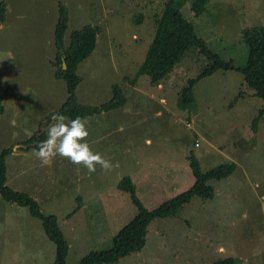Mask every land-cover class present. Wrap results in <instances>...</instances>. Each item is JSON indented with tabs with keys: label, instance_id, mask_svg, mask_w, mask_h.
Returning <instances> with one entry per match:
<instances>
[{
	"label": "rangeland",
	"instance_id": "1",
	"mask_svg": "<svg viewBox=\"0 0 264 264\" xmlns=\"http://www.w3.org/2000/svg\"><path fill=\"white\" fill-rule=\"evenodd\" d=\"M182 1V17L209 51L243 67L248 48L242 30L264 25V0H208L199 15L189 8L192 0ZM0 2L5 6L0 23V150L29 145L17 150L23 151L22 160L6 159V185L31 196L42 214L56 216L69 247L66 264L109 249L112 234L136 212L129 193L116 189L120 178L128 176L144 206L154 208L193 184L187 159L191 150L203 172L228 162L235 168L226 178L208 181L212 198L194 196L174 215L151 220L142 250L111 264H214L229 257L234 264H264V113L258 117L264 101L238 71L201 78L192 86V103L178 105L181 88L208 62L195 47L185 52L160 89L147 76L136 81V90L130 88L136 82L129 81L145 56L165 0ZM59 2L69 12L66 43L75 29L99 27L95 49L77 69L78 101L106 103L112 85L125 96L121 108L86 118L92 149L118 162L110 172L97 166L89 175L81 165L77 173V165L60 156L42 166L33 155L32 144L38 140L28 141L42 130L46 134L53 110L67 95L63 81L56 93L51 91L55 94L38 97L42 105L29 94L44 92L46 85L49 90L55 80L47 60L55 52ZM54 258L55 244L39 219L0 196V264H53Z\"/></svg>",
	"mask_w": 264,
	"mask_h": 264
},
{
	"label": "trees",
	"instance_id": "2",
	"mask_svg": "<svg viewBox=\"0 0 264 264\" xmlns=\"http://www.w3.org/2000/svg\"><path fill=\"white\" fill-rule=\"evenodd\" d=\"M207 1L192 0L189 8L194 15H199L204 10ZM182 3V0H165L162 11L155 16L154 35L145 56L136 71L135 77L129 81L135 83L139 77L147 76L151 84L158 86L172 72L185 52L189 48L195 47L208 62L196 77L188 79L185 86L181 88L178 105L191 104L193 101L191 89L194 83L220 70L238 71L242 75L245 85L253 90L254 96L264 101V25L247 27L242 30V37L248 48V56L243 67L235 68L230 61H224L210 52L204 41L195 35L191 23L185 20L180 13ZM4 12V3L0 2V22L4 19ZM68 21L69 12L66 6L59 2L58 16L53 32L56 52L51 63L54 69V78L64 81L66 84L67 98L54 113H61L70 118L76 116L84 118L98 114L102 110L121 108L125 103V97L116 85L111 86V96L106 103L93 106L78 101L76 89L81 83V77L77 74V69L79 63L93 52L99 27L86 24L75 29L71 31L69 42L66 43L65 33ZM63 60L66 69L62 67ZM263 113L264 107L260 109L258 117ZM258 117L254 119L253 124L258 121ZM45 138V135L41 134L37 138L32 136L28 141L38 139L39 142ZM11 151V148L0 150V196L11 204L26 207L30 216L39 219L42 231L55 244L53 264H66L65 257L69 247L56 216L42 214L31 196L6 185L5 159L11 154ZM187 159H189V166L194 177L193 184L188 189L169 197L151 209H147L137 197L135 184L132 180L128 176L120 178L116 187L129 193L137 212L115 232L109 249L89 252L76 264H111L129 254L140 252L144 247L146 227L151 220L174 215L194 196L212 198L213 189L208 181L226 178L232 174L235 168L234 162H228L203 172L200 168V162L192 150L188 152ZM73 212H70L67 217H70ZM233 263L232 258H227L214 264Z\"/></svg>",
	"mask_w": 264,
	"mask_h": 264
},
{
	"label": "clouds",
	"instance_id": "3",
	"mask_svg": "<svg viewBox=\"0 0 264 264\" xmlns=\"http://www.w3.org/2000/svg\"><path fill=\"white\" fill-rule=\"evenodd\" d=\"M51 121L46 129V138L39 141L33 151L42 166L49 165L55 157L60 156L77 165V173L81 165L89 175L96 172L97 166L104 172L118 167V162L113 164L100 152L94 151L87 141L90 121L80 116L70 118L61 113H53Z\"/></svg>",
	"mask_w": 264,
	"mask_h": 264
},
{
	"label": "crops",
	"instance_id": "4",
	"mask_svg": "<svg viewBox=\"0 0 264 264\" xmlns=\"http://www.w3.org/2000/svg\"><path fill=\"white\" fill-rule=\"evenodd\" d=\"M56 14H57V16H58V11H57ZM57 16H56V19H57ZM56 19H55V23H56V21H57ZM2 21H3V20H2ZM2 21H1V22H2ZM1 22H0V23H1ZM54 27H55V24H54ZM53 32H54V30H53ZM53 42H54V39H53ZM95 47H96V46H95ZM54 49H55V44H54ZM94 49H95V48H94ZM55 52H56V49H55ZM55 52L53 53V56H52L53 58H52V59L49 58V59L47 60L48 63H49V65H50V67H51L52 74H53V70H54V69H53V66H52L51 60L54 59ZM141 77H143V76H141ZM139 78H140V77H139ZM139 78H138V79H139ZM54 79H55V78H54ZM138 79H137V81H138ZM60 81H61V80H56V79H55V80H52V81L50 82L49 90H48L47 85H46V87H45V91L42 92V93H41V92H34V91L30 92V93H29L30 96H31L32 98H35V99H36L35 104H36V105H39V104L42 105V104H44V103H42V102L38 99V97H41V98L44 97V98H45V97H47L48 95H50V93H51V94H55V93H56V92H55L56 85H59L58 83H60ZM63 82H64V81H63ZM122 82L126 84V79L123 78V79H122ZM136 84H137V82L134 84V86H130V88L136 90ZM158 87H160V84H158L157 88H158ZM160 88H161V87H160ZM160 88H158V89H160ZM51 91H54L55 93H54V92H51ZM26 96H27V95L24 93V94H23V97H26ZM0 97H1V96H0ZM124 97H125V96H124ZM66 98H67V95L63 98V100H62L60 106H61L62 103L66 100ZM158 100H159V101H164L163 99H158ZM0 104H1V103H0ZM83 104H84V103H83ZM60 106H59V107H60ZM1 107H2V105H1ZM59 107H58V108H59ZM58 108L54 109L53 112L56 111ZM2 110H3V107H2ZM2 110H1V111H2ZM104 111H105V110H102L101 112L104 113ZM106 111H107V110H106ZM101 112H100V113H101ZM100 113H98V114H100ZM157 114H158V113H157ZM94 115H97V114H94ZM92 117H93V115H91V116H86V117H84V118L86 119V118H92ZM116 128H119V127L117 126ZM41 134H45V130H42V132H39V133H35V134H34V137L37 138V137H39V135H41ZM91 136L96 138L95 134H93V135H91ZM45 137H46V134H45ZM37 140H38V139H37ZM87 141H90L89 137L87 138ZM145 142H147V143L150 144V143H151V140H150L149 138H146V141H145ZM18 143H19V142H18ZM21 143H25V142H21ZM37 143H38V142H37ZM37 143L32 144L33 149H35ZM21 145H22V144H17V146H16L14 149L11 148V149H12L11 154H9L8 156L11 155V157L15 158L16 160H19V159L22 160V159L25 157V155L23 154V151L18 152L17 150H18L19 148H21V149H26V150H27V148L29 147V145H27L26 147H23V146H21ZM32 146H31V147H32ZM8 156L6 157L7 160H8ZM6 159H5V165H6ZM6 169H7V166H6ZM136 185H137V184H136ZM116 189H117V190H120V189H118V188H116ZM120 191H122V190H120ZM113 212H115V211L112 210V213H113ZM136 212H137V209H136ZM136 212H135V213H136ZM135 213H134V215H135ZM134 215H133V216H134ZM133 216H132V217H133ZM132 217H130V218H132ZM130 218H129V219H130ZM129 219H128V220H129ZM128 220H127V221H128ZM127 221H126V222H127ZM122 226H123V225H122ZM118 229H119V228H118ZM115 232H116V231H115ZM114 234H115V233H113L112 235H114ZM112 237H113V236H112ZM223 248H224L223 246H222V247H221V246H218V247H217V251H218V252H221V251H222L221 253H222V254H225L224 251H223ZM229 258H232V257H229ZM225 259H227V258H225ZM232 259H233V258H232ZM223 260H224V259H223ZM233 262H234V260H233ZM233 264H234V263H233Z\"/></svg>",
	"mask_w": 264,
	"mask_h": 264
},
{
	"label": "water",
	"instance_id": "5",
	"mask_svg": "<svg viewBox=\"0 0 264 264\" xmlns=\"http://www.w3.org/2000/svg\"><path fill=\"white\" fill-rule=\"evenodd\" d=\"M62 67H63V69H66V65H65V61L64 60L62 61Z\"/></svg>",
	"mask_w": 264,
	"mask_h": 264
}]
</instances>
